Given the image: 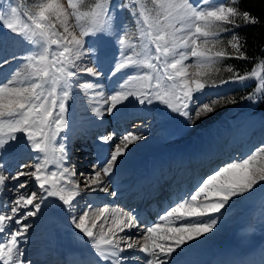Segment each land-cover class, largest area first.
<instances>
[{
    "label": "snow or ice",
    "instance_id": "snow-or-ice-1",
    "mask_svg": "<svg viewBox=\"0 0 264 264\" xmlns=\"http://www.w3.org/2000/svg\"><path fill=\"white\" fill-rule=\"evenodd\" d=\"M258 23L238 0H0V264H34L25 247L30 221L48 203L68 213L87 239L90 264H175L185 247L213 232L235 199L264 191L262 140L154 220L108 204L81 207L85 193L117 196L111 177L143 136H98L110 147L87 171L71 163L67 145L70 102L78 95L100 121L129 106H161L186 128L238 103L209 90L251 83L241 99L264 100V46L259 57L249 56L238 31ZM9 41L24 51H9ZM222 71L229 77L217 80ZM102 76L113 81L111 89L99 83Z\"/></svg>",
    "mask_w": 264,
    "mask_h": 264
},
{
    "label": "rangeland",
    "instance_id": "rangeland-1",
    "mask_svg": "<svg viewBox=\"0 0 264 264\" xmlns=\"http://www.w3.org/2000/svg\"><path fill=\"white\" fill-rule=\"evenodd\" d=\"M21 2H23V0H21ZM13 45L14 46L9 48V51H24L23 45L19 43H14ZM107 67L108 65L105 64V72L107 71ZM5 71H9V69L6 68ZM229 75V73L222 71L217 74L215 78L217 80L227 79ZM99 83L104 86L105 90L111 89L113 86V81L106 79L104 76L100 78ZM250 85L251 83H249L247 87H242L238 84L229 83L219 89L209 90L230 97H236L238 95V103L220 108L203 122H198L197 126L188 128L180 123V119L182 118L175 117L174 114L164 111L161 106H147L144 108H141V106H129L127 112L120 113L115 117L108 116L105 119V127H108L106 131H102L99 126L92 129L90 126L94 123L92 115L86 107L85 99L78 95L70 102V110L68 113L70 126L67 133L69 138L67 145L71 156V163L75 164L80 170H89V165L97 158L100 145H103L97 139L100 135H106L113 131L116 132L117 136L126 131L141 134L143 139L130 145L126 155L121 158L117 164L118 166L121 165L127 168L129 176L125 175L119 179V185H115L116 187L112 190L115 191L116 188L126 190L123 186L130 184L132 181L138 183V185L142 184V181H138L139 175H134L136 173L132 169L138 164L144 166V169H139V174L144 172L142 170H145L144 173L146 174V171L151 169V163L159 165L161 161V164H164L162 162L163 157H168L169 155H171V159L177 156L179 157L180 155L191 157V159L195 161L196 167L193 168L194 170L190 168L187 169L183 163H177L179 164L177 167H175L176 164H174L171 169L169 167L163 169V173L158 171L152 172L151 176L156 173L159 175V178H161V184L156 185L155 183H151L149 187L155 196L152 203L158 205L153 213L150 214V219L154 220L158 210L166 207L179 195L191 191L199 180L210 174L217 166L233 158L238 159L242 157L253 149L254 146L264 140V111L259 109L258 104L260 100L253 102L241 99V97L253 90L251 86V89L245 92ZM113 121H117V125H115ZM211 130H213V132L210 136L214 135L213 139L203 138L206 137ZM76 135L86 137L84 139H86L85 141H87V143L83 145L81 137L77 139ZM108 147L110 146L106 145L104 147L103 153L106 152ZM215 147L219 149L217 153L208 152V150L210 151V149ZM23 158L27 159V157ZM205 160H208V162H205ZM198 163L200 166H198ZM173 170L175 173H181L183 175L180 183L177 182L175 184V186L180 187L176 194H174L175 191L168 193L170 185H174L172 181L170 184L167 183L168 185H164L162 182V177H165L166 174V176H168L169 172H173ZM158 186L159 188H157ZM162 187H164V189L162 193L158 195ZM135 195L137 197L141 196L139 193H135ZM86 196H88L87 193L78 198L81 207H83L86 202L94 203L97 201L95 197L88 202L85 198ZM4 199H7V197L5 196ZM166 199L168 200V204L166 203ZM105 204H108L110 207L121 208L119 200L117 199H113L110 203ZM105 204L93 206L102 207ZM148 204H150V202L147 203L145 209L148 208ZM142 209H144V200H139L134 206L124 211L135 210V212L140 215ZM147 213L149 214L150 212L147 211ZM222 213L213 232L200 238L199 241L202 242L203 247L209 248V246H211L214 249H218L223 245H232L234 242L238 243L243 241L248 244L251 243L248 242L251 240H253L252 242L258 241L259 245L264 247V191L258 188L249 196L235 199L227 210H222ZM48 215L52 219L54 218L52 221L54 228L51 234L59 241L58 246L61 247L63 251L72 249L69 260L77 263L79 260H83L84 262V259H86L83 264H90L92 256H85V252H87V248L89 247L87 239L72 227L69 214L65 211H61L52 203H48L43 207L42 212L37 217L31 219L30 222L33 224V227L30 230V238L34 237L33 239L36 240L44 235L45 222ZM105 227H107V225H105ZM249 238H251V240ZM255 239L256 241H254ZM198 245L196 242H192L190 246L185 247L184 251L176 257L175 264H191L192 260L188 261L184 258L188 255L187 253L190 249L198 250L203 248L202 245ZM33 248L32 245L26 247L27 255L32 259L34 264H42L43 260L39 258L41 255H32V253H36L32 251ZM133 254L140 255V253H125V255ZM221 258L227 261H240V264L243 260V258L240 259L241 257L239 260L224 259L222 256ZM259 258H261V255L255 253L251 261L259 263ZM59 263L60 262L56 264Z\"/></svg>",
    "mask_w": 264,
    "mask_h": 264
},
{
    "label": "bare ground",
    "instance_id": "bare-ground-1",
    "mask_svg": "<svg viewBox=\"0 0 264 264\" xmlns=\"http://www.w3.org/2000/svg\"><path fill=\"white\" fill-rule=\"evenodd\" d=\"M13 44H14L13 42L9 41V48H11L12 46H14ZM107 117L108 116H105L104 119H103V121L97 120V119H95V118L92 117L94 123H92L90 126L92 127V129L95 128V127H97V126H99V127H101L102 131H106L108 129V127L107 128L105 127L106 126V123H105L106 120L105 119ZM113 122L115 123V125H117L116 124L117 121H113ZM118 122H119V120H118ZM121 123H124V122H121ZM212 132H213V130H211L209 132V134H207V136L206 137H203V138H208V139L209 138L210 139L212 138L213 139L214 135L210 136L212 134ZM76 137H77V139L79 137H81V140L83 142V143L82 142L81 143L83 145H85V143H87V141H85L86 139H84L86 137L77 136V135H76ZM77 139H75V140H77ZM69 144H70V142H69ZM105 146L106 145H104V144L103 145H100V149L98 150V154H102L103 153V149H104ZM218 151H219V149L217 147H215L213 149H210V151L208 150V152H215V153H217ZM170 156L171 155H169L168 157H163L162 158L163 160L161 159L164 164H161V161H160V164L159 165H154L153 163H151V165H150L151 169L148 170V171H146V174L144 173L145 170H142L144 172L141 171L142 173L140 174L139 177H143V178H146V179L147 178H150L152 172L158 171V172L163 173V169H167L168 167L171 169L174 164H176L175 167H177L179 164L183 163V165H185L187 167V169L188 168L193 169V168L196 167L195 166V161L192 160L191 157H187L185 155H180L179 157L177 156L176 158L171 159ZM169 158L171 159V161H170ZM205 162H208V160H205ZM177 163H179V164H177ZM198 166H200L199 163H198ZM143 167L144 166H141L140 164L134 166L132 168L133 171L136 173L134 175H137L139 173V169L140 168L142 169ZM123 168L124 167H122L121 165L120 166H118V165L116 166L115 172H114L113 176L111 177V183L109 184L110 190H113L114 187H116L117 185H119L118 183H119V179L120 178H122L125 175L126 176L127 175L129 176V174L127 172L128 169L127 168H124L123 169ZM177 172H181V171H177ZM155 174H153V176L154 177H157V178L154 179L153 181L156 184H158L159 182L161 183V178H159V175L158 174H156V175ZM134 175H132V176H134ZM166 175H165V177H162V182L163 183H166V184L167 183H170L171 181H172V183H175V184L177 182L180 183V180H181V178L183 176L181 173H175L174 170H173V172H169V175L168 176H166ZM146 182L147 181H145V183ZM126 190H129V188L126 189ZM169 190H170V188H169ZM161 192H162V189L159 191V194L158 195H160ZM125 193L126 192H124V191H117V196H116V198L117 197L122 198L120 201H121V207H122L123 210H127V209L131 208L138 201L136 199H129L128 196L125 197ZM87 195L88 196H86L85 198L88 200V202L91 201L93 198L96 197L97 201H95L94 203L92 202L93 205H96V206L99 205V204L110 203L111 201H113V199L115 200V198H113L112 196H109V195L103 194V193L99 194V196H97L96 194H88V193H87ZM128 195H130V193ZM151 195H152L153 198L155 197L153 195L152 191H151ZM142 214H143V212H142ZM144 215L146 216V214H144ZM53 219L49 215L47 216L46 222H45V232H44V235H42L41 237L38 236L39 238H37L36 240L33 239L34 237L33 238H30V241L26 245V247H28L30 245H32L34 247L32 251H35L36 253H32V251H31V253H32L33 256L36 255V254L41 255V257H39V258H41L43 260L42 264H55V263H57V261L58 262H61L62 261V264H69V262L66 261V259H67V257L71 256V254H72L71 250L72 249H69V250L67 249L68 251H66L64 249L65 251H63L61 249V247L58 246V242L59 241H57L56 237H53L52 236L53 234H51V232H52V230L54 228V226L52 225ZM142 220L146 221V219H142ZM249 239L251 240V238H249ZM252 241L253 240L248 241V242H251L252 244L251 243L246 244V242H243V241L242 242H238V243L234 242L233 243L234 245L233 244L232 245H228V246L223 245V246L219 247L218 249H214L211 246H209V248L204 246L205 247L204 248L203 245H202V242L198 241V242H196L197 245L198 244L200 246L202 245L203 248L202 247H201L202 249H198L197 248L198 250H196V249H190L188 251V253L186 252L188 255L184 259L185 260H188V261L189 260H192L191 261V264H240V261H227V260H223L221 258V256L224 257V259L226 258V259H236V260L237 259L239 260V258L241 257L240 259L243 258V260L241 261V264H250V259H253V255L255 253L257 255L264 254V247L262 245H259V243H258V241H256V239L254 240L256 242H252ZM85 253H86V255H85L86 257L87 256H92L91 255V249H90V247L87 248V252H85ZM195 258H197V259H195ZM259 260H260V258H259ZM82 263H84V262H82ZM59 264H61V263H59Z\"/></svg>",
    "mask_w": 264,
    "mask_h": 264
},
{
    "label": "trees",
    "instance_id": "trees-1",
    "mask_svg": "<svg viewBox=\"0 0 264 264\" xmlns=\"http://www.w3.org/2000/svg\"><path fill=\"white\" fill-rule=\"evenodd\" d=\"M238 6L241 11H247L250 15L258 18L260 23L256 25L242 26L238 29L239 33L246 37L247 52L249 56L261 55V46H264V0H238ZM236 67L243 69L246 65L244 61H227ZM250 85L245 92L251 89ZM238 100V95L235 97ZM259 109L264 111V100L259 101Z\"/></svg>",
    "mask_w": 264,
    "mask_h": 264
}]
</instances>
